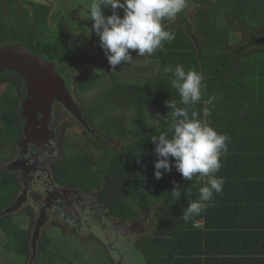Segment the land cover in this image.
Segmentation results:
<instances>
[{
  "label": "trees",
  "instance_id": "obj_1",
  "mask_svg": "<svg viewBox=\"0 0 264 264\" xmlns=\"http://www.w3.org/2000/svg\"><path fill=\"white\" fill-rule=\"evenodd\" d=\"M91 2L65 0L69 9L54 14L47 2L0 0V48L23 44L54 61L92 127L81 136L67 134L65 185L96 192L117 221L136 225L144 220L138 248L145 264H264V43L257 42L264 36V0H188L176 20L165 22L176 33L172 43L165 42L166 51L158 49L142 60L132 50L133 61L115 69L86 18ZM63 11L74 18H63ZM117 11L124 15L123 9ZM112 12L110 6L104 9L105 16ZM169 64L203 72L207 88L193 110L211 108L206 102L215 96L208 119L231 136L222 164L240 170L224 176L222 193H214L211 206L189 222L183 211L203 185L195 177L183 178L174 158L170 172L160 179L154 174L158 157L151 136L167 131L165 102L174 99L183 107L170 77L162 73ZM5 73L24 79L13 70ZM19 89L9 81L0 92V162L14 155L21 134ZM218 105L224 111L214 114ZM114 138L126 143L121 148L107 144ZM252 167L261 171L247 173ZM177 184L182 189L178 201L170 196ZM19 190L16 176L0 169V264H77L75 244L66 250L64 243L54 247L48 233L41 234L33 258L34 210L6 212ZM223 193L230 197L222 198ZM200 220L203 227L197 225ZM104 252L105 258L94 255L88 264H120Z\"/></svg>",
  "mask_w": 264,
  "mask_h": 264
},
{
  "label": "clouds",
  "instance_id": "obj_2",
  "mask_svg": "<svg viewBox=\"0 0 264 264\" xmlns=\"http://www.w3.org/2000/svg\"><path fill=\"white\" fill-rule=\"evenodd\" d=\"M187 5L188 0H92L87 6L86 18L93 21L91 31L99 35L100 45L115 69L122 62L133 61L132 50L137 56H150L158 49L166 51L165 42L172 43L176 33L165 22L175 20ZM109 6L113 12L105 16L104 9ZM118 9L124 10L123 16ZM162 73L170 77L171 86L177 90L179 104L183 107L174 99L165 102L170 109L164 116L167 131L151 136L158 157L154 174L160 179L164 172H170L174 158L175 167L183 178L193 181L195 177L196 183L203 185L197 199H191V194L187 193L190 203L182 218L189 222L211 206L214 193L223 191L225 180L216 174L223 167L221 158L228 154L231 136L218 131L208 119L215 107V96L206 102L211 108L205 106L200 111L193 110V105L201 101L207 88L202 71L186 70L182 64H169L162 68ZM168 117H171L170 122ZM181 195L182 189L177 184L170 196L178 201Z\"/></svg>",
  "mask_w": 264,
  "mask_h": 264
},
{
  "label": "flooded vegetation",
  "instance_id": "obj_3",
  "mask_svg": "<svg viewBox=\"0 0 264 264\" xmlns=\"http://www.w3.org/2000/svg\"><path fill=\"white\" fill-rule=\"evenodd\" d=\"M0 76V92L9 81H15L20 85L21 134L17 139L14 155L0 162V169L12 172L19 181L20 190L14 202L16 203L18 199L22 198L21 206L18 209L32 208L34 210L32 248L34 250L37 249L42 234L41 230L38 240L34 245L33 234L39 220H42L44 223L42 229L45 225L54 223L56 219H67L69 216H73L74 221H77L79 224H83L84 221H91L92 219H98V221L104 224L111 219L115 222L116 219L111 211L99 203L97 195H94L96 192H85L77 187L63 184L65 171H67V161L65 160L67 152V127L73 125L67 121V115L74 118L76 123L84 128L83 133L86 130L85 126L71 115L61 102L56 101L52 108L53 116L47 127L48 129L44 127L46 121L43 111H38V121L35 126H30V133L34 132L29 136L26 133V127L28 126L27 119L23 115L24 102L28 98L25 79L22 80L15 74H7L5 72L0 74ZM57 126H61V130L59 129L58 131ZM50 133L53 135L48 138ZM92 134L94 138L98 139V133L95 134L94 132ZM114 141L120 143L119 139H108L107 144ZM29 201L30 203L35 202L37 204L38 216H36L35 211L37 208L35 206H24ZM83 217H88V220H84Z\"/></svg>",
  "mask_w": 264,
  "mask_h": 264
},
{
  "label": "rangeland",
  "instance_id": "obj_4",
  "mask_svg": "<svg viewBox=\"0 0 264 264\" xmlns=\"http://www.w3.org/2000/svg\"><path fill=\"white\" fill-rule=\"evenodd\" d=\"M35 1L38 2L42 1L51 4L53 7L54 14L58 12L57 10L63 9L65 11L66 9H69L65 6V0H35ZM195 8L196 7L194 5L188 8L187 13L189 17L191 15H194ZM63 18L65 19L74 18V15L67 14L64 12ZM69 23L71 24V22L68 21V24ZM237 42L238 39L236 37H233L232 44H236ZM99 46H100L99 44L96 45L97 49L99 48ZM91 52L94 56H97V52L93 48H91ZM148 56L149 55L138 56V57L144 60ZM103 66H106V63ZM67 121L73 124L67 127L68 135L70 134L83 135L84 128L78 125L74 120V118L67 115ZM57 129L58 131L59 129L61 130V126L60 127L57 126ZM114 139L117 140V138ZM125 143H126L125 139H120V143H117L116 141L109 142V144L117 148L122 147ZM64 177L65 179L67 178L66 175ZM66 182L67 180L63 182V184H65ZM94 195L96 196V193H94ZM28 205L35 206L37 208L35 212H36V216H38L37 204L35 202L30 203L29 201L24 206L27 207ZM83 219L88 220V217H83ZM134 224L135 222L131 220L125 222L124 221L120 222L116 220L114 222L112 219L110 221H106L105 224L98 221V219H92L91 221H86V222L84 221L83 224H79L74 221L73 216H69L67 217V219L66 218L59 220L56 219L54 223H49L45 225L42 229V234L48 233L53 236L54 247L56 246L61 247L64 243L65 246L63 248H65L66 250V245L70 247L71 244H75L76 254H77L76 255L77 264H88L89 261L88 258L94 257V255H95L94 259H98L100 257L105 258L104 250L108 255L112 256L116 262H120V264H145V257L142 251L138 248V242L142 234L141 232L144 228L145 222L144 220H140L138 224L136 225ZM54 226H57L59 229L57 230L53 229ZM64 235H66L65 240L62 238V236ZM99 243L101 244V246L99 245ZM102 244L104 245L103 247Z\"/></svg>",
  "mask_w": 264,
  "mask_h": 264
},
{
  "label": "water",
  "instance_id": "obj_5",
  "mask_svg": "<svg viewBox=\"0 0 264 264\" xmlns=\"http://www.w3.org/2000/svg\"><path fill=\"white\" fill-rule=\"evenodd\" d=\"M197 42V39H195ZM258 43H264V36L257 39ZM94 62L99 60L94 59ZM7 70L18 72L24 79L28 89V98L24 102V116L27 119L28 126L26 133L31 136L30 126L37 123L38 111H43L46 125L48 127L53 116V105L56 101L61 102L64 107L73 115L86 129L92 131L89 123L85 120L80 105L75 101L66 81L58 72L56 63L47 58L32 53L27 46L23 44H11L0 48V74ZM48 129V128H47ZM53 134L50 133L48 138ZM22 198L7 208L6 212L17 210L21 206ZM42 220L38 221L33 234V243L38 240L41 233ZM34 250L33 258L35 257Z\"/></svg>",
  "mask_w": 264,
  "mask_h": 264
},
{
  "label": "crops",
  "instance_id": "obj_6",
  "mask_svg": "<svg viewBox=\"0 0 264 264\" xmlns=\"http://www.w3.org/2000/svg\"><path fill=\"white\" fill-rule=\"evenodd\" d=\"M219 105H221V104H219ZM219 105L217 106L218 108H220L219 107ZM221 111H224V108L223 107H221L220 109H218L214 114H216V113H220ZM211 119V118H210ZM249 169V168H248ZM262 170H263V172H264V168L262 167ZM239 172L240 170L238 169V170H236V169H231V168H229L227 165H225V166H223L222 168H221V170L216 174L218 177H222V178H224V176H226V174L228 173V172ZM261 170L258 168V167H252V168H250V170H249V172H247V173H257V172H260ZM222 198L224 197V199H228L230 196L228 195V194H226V193H223V195L221 196ZM217 219H219V218H217ZM204 223H205V221L204 220H200L198 223H197V225L198 226H200V227H203V225H204ZM245 246V245H244ZM246 247V246H245Z\"/></svg>",
  "mask_w": 264,
  "mask_h": 264
}]
</instances>
